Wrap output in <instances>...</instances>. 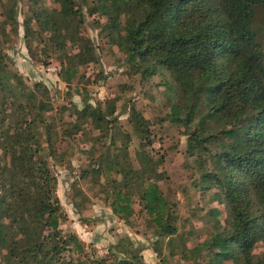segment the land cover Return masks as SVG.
I'll return each instance as SVG.
<instances>
[{
	"label": "trees",
	"instance_id": "trees-1",
	"mask_svg": "<svg viewBox=\"0 0 264 264\" xmlns=\"http://www.w3.org/2000/svg\"><path fill=\"white\" fill-rule=\"evenodd\" d=\"M57 1L61 9L50 20L44 21L42 12L34 13L30 20L45 22L55 32V40H61L58 49L63 50L69 38L80 47L78 54L67 57V64L59 71L62 79L70 83L78 74L77 65L95 58L91 41L79 37L84 24L81 5L88 2ZM98 2L96 10H102L107 17L102 31L126 53L129 67L144 80L162 78L163 94L172 103L168 120L191 129L194 120L200 118L190 133L188 152L198 156L202 152L215 159L213 171L203 178L217 189L215 199L228 206L230 218L222 225L217 220L220 210L213 209L215 233L191 249L184 243L185 235L179 230L172 205L158 185L153 158L138 152L137 168L118 149L113 160L94 170L95 176L107 177L115 186L111 197L113 213L120 220L130 222L136 216L134 191L137 190L140 206L156 227L157 235L168 238L166 247L170 256L176 257L175 244L183 243L177 264H201L202 257L207 258V264H250L255 244L264 241V50L254 24L258 10L264 11V0ZM161 2L166 4L161 29L153 36L146 30L157 16ZM1 4L5 21L0 25L4 33L7 22H11V32L17 35L19 0H1ZM122 15L126 17L127 30L121 41L118 17ZM13 83L22 84L20 77L11 78L2 43L0 93L10 95L0 107V159L7 154L10 162L9 166L0 162V264H5L3 250L9 264H66L62 253L70 242L78 240L61 234L58 179L48 163L51 156L46 158L41 145L42 135L47 136L46 143L50 142L52 131L47 126L46 114L51 107L40 99L37 104L45 111L31 115L28 109H37V105L31 99L21 103L14 93L18 85ZM28 91L23 87L19 94L28 97ZM35 94L33 91L29 96L35 98ZM8 101L10 108L22 110L23 114L11 119L13 126L5 128ZM75 115L77 121L69 123L74 134L90 117H96L102 124L117 123L103 116L100 107L90 104ZM138 123L139 128L143 127V122ZM212 123L216 124L214 128L210 126ZM40 125H46L45 134L40 133ZM224 126L227 129H222ZM208 145L218 147L220 152L211 155ZM148 173L154 176L146 178ZM122 174L123 179H118ZM133 256L132 261L123 260L120 264H135L136 252Z\"/></svg>",
	"mask_w": 264,
	"mask_h": 264
},
{
	"label": "rangeland",
	"instance_id": "rangeland-1",
	"mask_svg": "<svg viewBox=\"0 0 264 264\" xmlns=\"http://www.w3.org/2000/svg\"><path fill=\"white\" fill-rule=\"evenodd\" d=\"M87 2V5H81L84 24L80 27L79 37L91 41L95 58L77 65L78 74L70 83L62 79L59 71L62 65L67 64V57L78 54L80 47L69 38L64 43L65 48L58 49L61 40H55V32L52 33L45 22L39 24L30 20L34 13L41 12L44 21L50 20L53 13L61 9L57 0H19L17 13L20 27L17 35L11 32V22H7L6 33L0 25L1 44L7 54L11 78L14 75L21 78L22 84L13 83L18 85L14 90L18 100L23 103L31 99L37 109L28 111L34 116L45 111L37 104L40 99L51 107L46 114L47 126L52 131L50 142L46 143L47 136L42 135L41 145L45 148L46 158L51 156L48 163L58 179L56 194L62 209L61 234L67 239L76 237L78 240L70 242L62 253L63 260L66 264H120L123 260L132 261L133 252H136L135 264H177L183 243L177 242L174 247L176 257L170 256L166 247L168 238L157 235L156 227L140 206L138 191H134L136 216L128 223L124 222L115 216L111 207L115 186L107 177L95 176L94 170L98 165H106L113 160L117 149L137 168L138 152L153 158L158 185L172 205L179 230L185 235L184 243L192 249L215 233L213 209L220 210L217 220L222 225L230 218L228 206L215 199L217 189L203 178L213 171L215 159L202 152L199 156L188 152L190 133L197 127L200 118L194 120L191 129L168 120L172 103H168V96L163 94L165 86L162 78L155 76L144 80L129 67L126 53L119 45L111 43L106 32L102 31L107 17L102 10H96L98 0V3L95 0ZM165 7L166 4L161 2L159 12L146 33L154 36L160 32ZM2 14L0 0V22L5 21ZM27 20L30 21L28 25ZM118 20L119 39L122 41L126 37V17L119 16ZM254 24L264 50L263 10H258ZM52 66L58 68L57 73L48 72ZM23 87L29 90L28 97L20 96L19 89ZM33 91L37 93L35 98L29 96ZM9 95L8 92L0 93V107ZM87 104L100 107L103 116L111 121L115 119L117 123L102 124L95 120L96 117H90L78 132L72 133L73 127L69 123L77 121L75 113ZM10 106L8 101L6 109L9 117L5 128L13 126L11 119L23 114L22 110L15 111ZM138 121L143 122V127H138ZM210 126L214 128L216 124ZM38 128L40 133L45 134L46 125ZM207 147L211 155L220 152L216 146ZM206 161L207 165H203ZM0 162L9 166L8 155L2 156ZM153 176V173L146 174V178ZM113 177L117 178L116 175ZM123 177L122 174L118 179ZM200 259L201 264H207L206 257ZM3 260V263L9 264L5 250ZM250 264H264V241L255 244Z\"/></svg>",
	"mask_w": 264,
	"mask_h": 264
},
{
	"label": "built area",
	"instance_id": "built-area-1",
	"mask_svg": "<svg viewBox=\"0 0 264 264\" xmlns=\"http://www.w3.org/2000/svg\"><path fill=\"white\" fill-rule=\"evenodd\" d=\"M48 72L57 73L58 72V68L56 66L49 67Z\"/></svg>",
	"mask_w": 264,
	"mask_h": 264
}]
</instances>
